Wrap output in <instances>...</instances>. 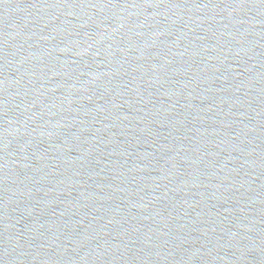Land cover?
Returning <instances> with one entry per match:
<instances>
[{"label":"water","instance_id":"obj_1","mask_svg":"<svg viewBox=\"0 0 264 264\" xmlns=\"http://www.w3.org/2000/svg\"><path fill=\"white\" fill-rule=\"evenodd\" d=\"M0 264H264V0H0Z\"/></svg>","mask_w":264,"mask_h":264}]
</instances>
